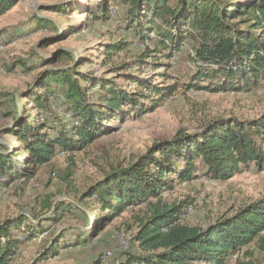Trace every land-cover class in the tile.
I'll return each instance as SVG.
<instances>
[{"label":"trees","instance_id":"obj_1","mask_svg":"<svg viewBox=\"0 0 264 264\" xmlns=\"http://www.w3.org/2000/svg\"><path fill=\"white\" fill-rule=\"evenodd\" d=\"M19 1L0 0V16ZM122 1L130 6L128 14L135 36L154 45L146 48L143 58L151 54L156 72L169 71L172 67L167 60L181 52L188 41L189 57L199 65L189 76L187 88L209 93L264 89V34L257 31L256 22H264V0ZM47 10L75 13L79 6L57 4ZM35 18L40 28L58 31L48 18ZM92 18L110 19L109 0H103L92 11ZM54 42L48 41L42 47ZM123 46L121 42L108 46L107 52ZM38 59L40 66L48 68L30 93L21 94L33 109L22 107L23 115H19L16 106V112L5 114L12 118L5 134L16 139L14 146L18 151L0 152V179L30 181L58 151L85 149L113 131L110 123L156 109L174 95L178 86L168 83L167 73L158 75L165 82L157 86L149 78L129 74L127 80L132 86L148 91L145 96L114 82H96L82 73L81 67L91 61L88 56L76 60L71 52L60 50L52 58L38 55ZM22 68L30 70L31 66L25 64ZM92 95H97L98 100L92 102ZM59 110L69 121L61 119ZM20 155L24 159L17 163ZM252 166L264 172V114L251 120L218 119L200 133H179L172 140L154 143L129 166L113 169L92 184L79 200L92 201L96 206L93 213L77 202L52 203L48 198L43 204L47 210L43 216L51 212L47 219L36 221L31 216L18 215L2 221L0 264H17L19 248L44 234L51 238L33 264L58 256L64 248L90 244L129 209L135 212L134 241L140 251L127 252L118 264H230L234 258L236 264H257L250 248L256 244L264 249V197L241 207L233 216L202 228L182 222L192 205L190 199L169 204L161 196L176 184L196 180L199 172H205L213 181H227ZM0 186L7 184L0 180ZM72 195L78 197L77 192ZM68 215L83 220L96 218L97 227L94 232L87 227H72L57 235V224ZM242 253L245 256L240 258ZM95 264H101V259Z\"/></svg>","mask_w":264,"mask_h":264},{"label":"rangeland","instance_id":"obj_2","mask_svg":"<svg viewBox=\"0 0 264 264\" xmlns=\"http://www.w3.org/2000/svg\"><path fill=\"white\" fill-rule=\"evenodd\" d=\"M102 2L20 0L0 16V152L9 154L18 151L14 146L16 139L5 134L12 124V118L5 114L18 109L19 115H23L22 107L33 109L21 94L30 93L40 74L48 68L39 65L38 55L52 58L53 54L63 50L71 52L76 60L88 56L91 61L81 67L82 73L90 75L96 82H114L127 91L145 96L148 91L132 86L127 80L128 75L132 73L149 78L157 86L165 82L158 75L167 73L169 78L166 80L170 84L176 83L177 90L152 111L110 123L113 131L85 149L70 153L58 151L54 159L41 167L30 181L1 178L7 186H0V223L18 215H28L36 221L39 218L47 219L51 212L43 216L47 213L43 204L48 198L52 203L77 202L88 213H93L95 204L89 200L81 202L79 197L113 169L132 164L154 143L172 140L179 133H200L210 122L218 119L251 120L264 114V89L249 93H209L187 88L189 76L197 71L199 65L189 57L191 49L188 41L181 52L167 60L172 67L169 71L162 69L156 72L151 65V54L143 58L146 48L154 45L149 40L142 42L135 36L128 14L130 6L122 0H109L110 19L96 21L92 18V11ZM57 4L79 6V10L75 13L72 10L68 13L47 10ZM36 16L54 22L58 31L40 28ZM256 22L259 24L257 31L264 34V22L261 19ZM154 35L151 34V37ZM51 40L56 42L42 47ZM120 42L124 45L121 50L107 52L108 46L113 47ZM25 64H29L31 69L22 70ZM204 85H208V82ZM91 100H98L97 95H92ZM59 114L63 121H69L60 110ZM23 159L24 156L20 155L16 157V162L20 163ZM198 175L196 180L176 184L172 190L161 195L163 201L169 204L191 200L192 205L182 216L184 224L207 227L264 197V172L257 171L253 166L227 181H213L205 172ZM74 192L78 193V197L72 195ZM134 213V209H129L96 236L92 243L64 248L58 256H50L37 264H95L99 259L101 264H118L127 252L140 251L134 241L137 233V228L133 226ZM97 221L96 218L83 220L68 215L65 221L57 224V235L72 227H87L94 232ZM50 225L46 224L47 227ZM50 238L51 235L44 234L22 245L16 254L17 264H33ZM250 251L257 264H264V249L255 244ZM244 256L242 253L240 258ZM230 264H236V259H232Z\"/></svg>","mask_w":264,"mask_h":264}]
</instances>
